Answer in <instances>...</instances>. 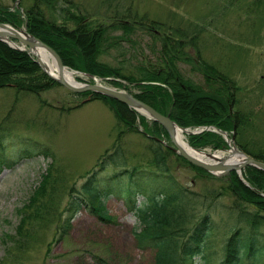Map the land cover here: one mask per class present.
<instances>
[{
	"label": "rangeland",
	"instance_id": "rangeland-1",
	"mask_svg": "<svg viewBox=\"0 0 264 264\" xmlns=\"http://www.w3.org/2000/svg\"><path fill=\"white\" fill-rule=\"evenodd\" d=\"M70 1L88 18L91 26L102 23L113 26L115 21L127 16L131 20L147 17L159 24L157 26L161 34L171 35L180 29L184 36L186 34V40L197 36L194 40L196 48L187 47L186 54L196 61L195 50H198L200 58L235 84L237 91L233 109L245 118L244 124L234 136L227 134L230 140L233 137V141L227 143L226 149L204 147L197 151L217 152L224 157L233 145L251 155L264 151V0ZM19 2L0 0V5L15 8ZM65 6L58 2L54 10L47 11V19L56 23L63 22L66 13L61 9ZM67 25L71 28L73 24L69 22ZM120 35V30H111V37ZM172 37L179 38L174 35ZM160 47L158 38L150 36L146 31L137 30L131 41L121 42L109 49L99 61L123 73H136L137 66L157 61ZM178 69L184 78L202 85L201 75L192 69L191 64L179 62ZM71 71L75 72L76 80L80 83L94 84L96 80V84L123 90L106 83L104 79L95 77L93 80L85 76L84 72L75 69ZM40 99L46 105H42ZM40 99L32 94L17 95L12 88L0 89V124L11 133L7 142L12 146L10 152L14 156L9 166L0 172V264H101L99 260H106L109 264H154L150 251L141 252L137 249L133 230L139 227V223L127 212L123 199L117 195L118 185L114 179L111 186L115 194L109 195L104 205L107 213L116 218L115 223H103L83 209L72 220L71 228L62 231L60 225L66 217L67 187L75 185L77 188L99 158L107 150H112L118 139V126L108 106L98 100L86 102L71 112L61 113L55 109L73 107L79 101L70 96L64 87L44 92ZM145 123V132L137 123L139 134L129 133L119 140L125 167L109 165L100 176L107 179L131 167L154 170L148 164L151 157L145 151L150 147L149 143L141 133L148 130L149 134H156V128L150 120L146 119ZM21 137L48 147L54 154V160L41 156L18 157L15 147L20 144L18 139ZM156 139L171 150L167 163L177 184L200 193L219 188L218 182L201 179L176 159L178 155L174 153V145L169 137L166 138L161 132L156 134ZM184 141L187 142L185 138ZM51 160L55 161L54 166L59 170L58 181L55 186L49 185L43 199L37 196L34 204L30 205L29 201L47 173ZM50 188L54 190L50 192ZM231 199L230 196L222 197L214 205L215 213L205 248V254L213 260L220 259L227 228L232 222L227 215ZM141 200L140 197L138 201ZM40 202L45 209L40 207ZM38 206L40 208L32 214ZM24 214L28 216H25L22 224ZM20 226L22 231L18 232ZM256 233L259 234L260 246H263L264 225Z\"/></svg>",
	"mask_w": 264,
	"mask_h": 264
},
{
	"label": "trees",
	"instance_id": "trees-1",
	"mask_svg": "<svg viewBox=\"0 0 264 264\" xmlns=\"http://www.w3.org/2000/svg\"><path fill=\"white\" fill-rule=\"evenodd\" d=\"M19 1L15 8L0 5V23L9 24L15 29L24 26L28 33L52 48L62 64L70 70L91 74L104 79L113 87L131 93L157 113L169 116L170 120L181 128L193 130L216 127L232 136L244 124V116L233 109L237 91L235 84L213 65L200 58L198 50H195L196 61L186 54L187 47H195L194 40L197 36L186 40V34L184 36L180 29L170 33L179 37L178 39L169 34H161L158 30L160 27L157 26L159 24L147 17L131 20L127 16L123 17V20L115 21L113 26L104 23L91 26L88 18L70 0ZM58 2L63 6L67 5L61 9L66 13L61 23L46 17L47 11L54 10ZM69 22L73 24L71 28L67 25ZM111 28L120 30L121 35L111 37ZM137 30L146 31L150 36L159 39L161 47L157 61L137 66L136 73L129 71L123 73L118 68L99 61L109 49L121 42L131 41ZM179 62L191 64L192 69L201 75L202 85L184 78L178 69ZM56 87L62 88L36 65L31 55L0 42V89L12 88L17 95L32 94L40 99L42 93ZM69 95L79 101L73 107L55 109L61 113L71 112L86 102L98 100L107 105L115 116L118 139L112 150H107L95 167L86 174L83 183L77 188L75 185L67 187L68 201L64 210L66 217L60 225L63 232L71 228L72 220L83 209L88 210L103 223H115L116 218L107 213L104 205L109 195L115 194L111 186L114 179L119 186L116 189L117 195L123 199L127 212H130L139 223V227L133 230L137 249L141 252L150 251L154 264H264L262 262L264 245L260 246L259 234L256 233L264 225L262 171L253 167L242 171L243 179L250 185L248 188L233 171L227 173L225 177H214L203 169L192 166L184 158L176 156L183 166H188L201 179L219 183L217 189H208L203 193L193 192L177 184L176 178L170 174L167 157L171 150L156 139V134L159 135L161 132L166 138L169 137L162 126L150 121L156 128V134H149L148 130L144 133L147 128L145 117L128 106L91 92L82 94L69 92ZM40 103L46 105L42 99ZM137 123L142 126L144 132L141 135L149 143L150 147L145 151L151 157L148 164L154 170L131 167L130 170L117 172L107 179L100 176L109 165L115 168L125 167L119 140L122 139L121 136L129 133L139 134ZM10 134L4 130L1 123L0 172L9 166V162L14 158L10 152L12 146L7 142ZM18 140L20 144L15 147L18 157L41 156L54 160V154L45 145L25 137ZM186 141L196 150H202L204 147L222 150L227 146L220 134L208 131L186 136ZM251 156L257 161L264 162V151ZM54 165L55 161H52L48 166L40 186L29 201L30 205L34 204L37 196L43 199L49 185L55 186L59 170H56ZM55 173L57 176L54 177ZM53 190L50 188V192ZM228 196L232 199L227 215L232 222L227 228L220 259L213 260L205 254V248L215 213L214 205L222 197ZM140 197L142 200L138 201ZM29 203L27 207L30 206ZM40 207L45 209L42 202ZM40 207L35 208L32 214ZM26 215L24 214L21 220L22 224ZM21 226L18 232L22 231ZM99 261L101 264H109L106 260Z\"/></svg>",
	"mask_w": 264,
	"mask_h": 264
},
{
	"label": "water",
	"instance_id": "water-1",
	"mask_svg": "<svg viewBox=\"0 0 264 264\" xmlns=\"http://www.w3.org/2000/svg\"><path fill=\"white\" fill-rule=\"evenodd\" d=\"M0 41L9 45L11 48L15 50L25 52L27 55H31L32 57H34L36 65H38L42 69V71L46 75H48L49 78L53 79L58 85H62L63 87H65L69 92L78 93V94H82L83 92H91L93 94L96 93L104 97L106 96L114 101H118L128 106L131 110L135 111L137 114L138 113L141 114L147 120H151L156 124L161 125L166 131L167 135H169L171 144L174 145L173 148L174 153L184 158L192 166H197L203 169L204 171H206L207 173L211 174L212 176H220V177L226 176L227 173L230 171H234L236 172V174L240 176V179L244 183V185H246V183L241 178V171L244 168L250 166L264 173V162L257 161L254 158H252L250 155L243 153L242 151L237 149L235 145L230 147L229 152L232 154H240L243 157L242 161L240 163H237V165L226 163L229 154L226 155L224 158H220L217 157L216 154L214 153L205 152V154L207 155L206 156L207 158L205 160L196 157L194 158L191 157L184 150H181L179 145L176 144L175 132L177 130L181 134H183V136L198 134L203 132L204 130L217 132L224 137L226 143L228 144H230L233 141V137L230 140L227 137L226 132H222L215 127H203V129L193 132H191L189 129L181 128L173 120H170L169 116H165L161 113H157L152 107L146 105L145 103H142L140 100H137L132 96V94L128 93L127 91L125 92L123 90H119L116 88L114 89L112 87L96 84V80L94 76L92 77L88 74H85V76H88L93 80H95L94 84L80 83L77 80H74L72 82L66 80L61 75V73H63V71L68 68L62 64L58 54L55 53L52 48L48 47L46 44L42 43L39 39H36L34 36L28 33L24 26L15 29L9 24L0 23ZM38 50H43L45 54H47L48 57H50L53 64H55L57 70V77L48 73L47 68L44 65V62L38 57V54H36ZM70 73H75V72L70 71ZM199 153H204V152H199ZM246 186L249 188V185Z\"/></svg>",
	"mask_w": 264,
	"mask_h": 264
},
{
	"label": "bare ground",
	"instance_id": "bare-ground-1",
	"mask_svg": "<svg viewBox=\"0 0 264 264\" xmlns=\"http://www.w3.org/2000/svg\"><path fill=\"white\" fill-rule=\"evenodd\" d=\"M36 54H38V57L44 62V65L46 66L48 73L57 77L56 66L55 64H53L50 57H48V55L45 54L43 50H38ZM61 75L70 82L76 80L75 73H70V70L68 69L64 70L63 73H61ZM175 134H176L175 136L176 144L179 145L181 150H184L188 155H190L193 158L196 157L202 160H205L207 158L206 157L207 155L205 153H199L196 150H192L189 144H187V142L184 141L183 134H181L178 130L175 132ZM228 153H229V157L226 160V163L228 164L237 165V163H240L243 159L242 155L240 154H232L230 152ZM215 154L217 157L224 158V156L220 153L215 152Z\"/></svg>",
	"mask_w": 264,
	"mask_h": 264
}]
</instances>
